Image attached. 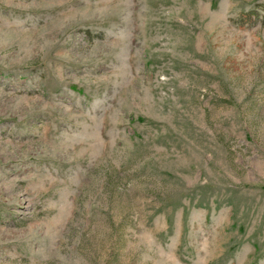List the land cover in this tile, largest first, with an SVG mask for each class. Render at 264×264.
I'll list each match as a JSON object with an SVG mask.
<instances>
[{
    "label": "rangeland",
    "instance_id": "374dc122",
    "mask_svg": "<svg viewBox=\"0 0 264 264\" xmlns=\"http://www.w3.org/2000/svg\"><path fill=\"white\" fill-rule=\"evenodd\" d=\"M0 264H264V0H0Z\"/></svg>",
    "mask_w": 264,
    "mask_h": 264
}]
</instances>
